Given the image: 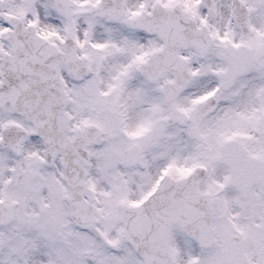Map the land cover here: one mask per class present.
I'll list each match as a JSON object with an SVG mask.
<instances>
[{
  "label": "snow or ice",
  "instance_id": "6c2138e0",
  "mask_svg": "<svg viewBox=\"0 0 264 264\" xmlns=\"http://www.w3.org/2000/svg\"><path fill=\"white\" fill-rule=\"evenodd\" d=\"M0 264H264V0H0Z\"/></svg>",
  "mask_w": 264,
  "mask_h": 264
}]
</instances>
